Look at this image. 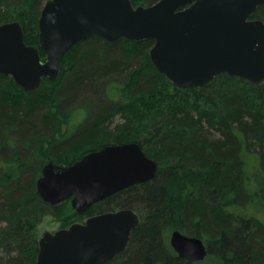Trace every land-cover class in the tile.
Wrapping results in <instances>:
<instances>
[{
    "label": "trees",
    "instance_id": "1",
    "mask_svg": "<svg viewBox=\"0 0 264 264\" xmlns=\"http://www.w3.org/2000/svg\"><path fill=\"white\" fill-rule=\"evenodd\" d=\"M46 1L0 0V24L19 20L26 43L38 45ZM253 17L264 20V4ZM154 42L91 36L66 52L56 82L31 92L0 73V264H36L48 216L64 228L126 207L141 223L105 264H264V84L222 73L206 86L178 87L153 64ZM125 142H138L158 163L153 179L83 213L71 199L51 204L40 195L49 160L71 165ZM245 152L260 158L253 173ZM174 229L202 237L205 260L180 257L170 242Z\"/></svg>",
    "mask_w": 264,
    "mask_h": 264
},
{
    "label": "water",
    "instance_id": "2",
    "mask_svg": "<svg viewBox=\"0 0 264 264\" xmlns=\"http://www.w3.org/2000/svg\"><path fill=\"white\" fill-rule=\"evenodd\" d=\"M264 0H158L135 6L132 0H47L38 21L39 44L25 41L19 20L0 24V73L26 91L56 82L61 61L74 45L91 36L108 42L153 39L155 67L178 87L208 85L226 73L264 84V20L253 17ZM42 51L45 55L42 54ZM158 163L138 142L107 144L71 165L54 160L42 168L37 188L51 204L71 199L83 213L135 184L153 179ZM141 223L134 208L89 216L39 239L36 264H105L129 244ZM177 254L205 260L208 244L180 229L171 232Z\"/></svg>",
    "mask_w": 264,
    "mask_h": 264
},
{
    "label": "rangeland",
    "instance_id": "3",
    "mask_svg": "<svg viewBox=\"0 0 264 264\" xmlns=\"http://www.w3.org/2000/svg\"><path fill=\"white\" fill-rule=\"evenodd\" d=\"M45 87H51V83L50 84H46ZM69 125L63 124L62 125V132H66L68 129ZM47 148V145H46ZM244 161H245V167L246 170H249V173H253L257 168L260 167V158L257 155H253L249 152H245L244 155ZM1 165L6 166V162H1ZM255 169V170H254ZM253 171V172H252ZM72 205V204H71ZM104 206V205H102ZM104 208V207H103ZM105 209V208H104ZM74 210V209H73ZM251 210H254L252 207L251 209L248 210V212L250 213ZM75 211V210H74ZM264 211V210H263ZM76 212V211H75ZM263 214H260V216L262 217V219L264 218V212H262ZM259 215V214H257ZM85 220V219H84ZM264 220V219H263ZM41 234L44 233L45 231H52L55 232L56 230L62 228V222L54 217V216H48L45 218V220L40 224L39 226ZM173 231V230H172ZM171 231V232H172ZM171 236V233H170Z\"/></svg>",
    "mask_w": 264,
    "mask_h": 264
},
{
    "label": "flooded vegetation",
    "instance_id": "4",
    "mask_svg": "<svg viewBox=\"0 0 264 264\" xmlns=\"http://www.w3.org/2000/svg\"><path fill=\"white\" fill-rule=\"evenodd\" d=\"M49 161H50V160H49ZM49 161H48V162H49ZM185 233H187V232H185ZM187 234H189V233H187ZM190 235H191V234H190Z\"/></svg>",
    "mask_w": 264,
    "mask_h": 264
}]
</instances>
